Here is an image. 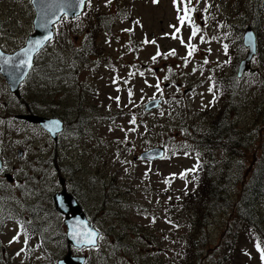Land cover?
<instances>
[{
    "label": "rangeland",
    "instance_id": "obj_1",
    "mask_svg": "<svg viewBox=\"0 0 264 264\" xmlns=\"http://www.w3.org/2000/svg\"><path fill=\"white\" fill-rule=\"evenodd\" d=\"M188 6L191 23L181 26L177 17L184 4L178 13L174 0H87L76 27L62 19L54 28L21 86V100L0 92V158L26 182L24 188L17 181L6 188L0 180V264H56L68 250L84 256V264H264L255 246L257 238L264 243V202L257 203L258 222L250 225L238 208L213 210L202 239H195L202 215L209 216L202 189L208 162L214 166L211 175L225 187L240 168L238 161L245 173L262 152L264 0H190ZM33 15L30 0H0V32L12 50L32 32ZM193 25L200 31L190 40ZM247 26L256 33L257 51L236 79L235 66L246 54L241 37ZM189 44L195 46L190 57ZM92 50L96 54H87ZM172 50L175 55H169ZM233 80L240 87L234 98L223 84ZM150 101H157L156 107L146 111ZM25 104L65 120L58 143L14 118L25 112ZM225 104L233 119L228 124L239 129L238 135L257 127L251 143L237 145V156L207 132L216 116L225 118L219 112ZM158 123L165 125L160 132ZM159 145L166 150L163 157H139ZM197 158L203 161L201 170L182 179ZM63 188L105 231L95 248L68 247L64 216L52 201ZM233 188L237 197L231 198L237 201L241 183L235 181ZM195 198L201 204L190 212V221L185 216ZM227 221L233 234L222 231ZM14 236L19 239L9 243ZM28 240L36 242L32 257L22 247ZM187 240H203L201 252L188 253ZM231 240H237L233 250Z\"/></svg>",
    "mask_w": 264,
    "mask_h": 264
},
{
    "label": "water",
    "instance_id": "obj_2",
    "mask_svg": "<svg viewBox=\"0 0 264 264\" xmlns=\"http://www.w3.org/2000/svg\"><path fill=\"white\" fill-rule=\"evenodd\" d=\"M30 3L34 9V17L32 20L33 33L27 36L25 44L17 49L12 54H4V56L13 57V63L18 59L24 58L21 53V49L31 48L32 52V61L34 55L42 49L53 37V25L61 19L62 16H66L69 19L76 17V13H81L83 6H77L74 4V0H30ZM73 4L72 7H69V4ZM50 36L51 39H45V37ZM39 40L41 43L36 45L34 41ZM244 44L249 46V51L247 52L244 59L240 61L238 67V76L241 75L243 69L246 67V63L250 61L252 55L255 53V37L250 29L247 27L244 32ZM20 53L19 56L17 54ZM32 66V62H31ZM28 67L21 68L19 70L13 69L9 65L4 66V70L0 71L2 76L5 78L10 91L19 96V84L27 76L29 70ZM157 101H150L145 105L146 110H151L156 107ZM25 120L38 123L43 129H45L51 137L55 138L56 134L60 132L63 128L62 121L54 117H45L40 115H21ZM52 122H58V126H53ZM162 156L161 148H151L140 154L141 158L145 159H154ZM1 162V160H0ZM53 204L57 212L64 215V225L66 227V241L69 247L73 248H84V247H93L86 243L78 242L82 241L83 237L76 235V233H87L88 231H94L97 237L100 234L93 225L87 220L81 206L78 201L69 194L65 188L60 192H57L53 195ZM83 256H73L71 251L64 255V257L58 260L57 264H83Z\"/></svg>",
    "mask_w": 264,
    "mask_h": 264
},
{
    "label": "trees",
    "instance_id": "obj_3",
    "mask_svg": "<svg viewBox=\"0 0 264 264\" xmlns=\"http://www.w3.org/2000/svg\"><path fill=\"white\" fill-rule=\"evenodd\" d=\"M66 21V26H75L76 27V23H75V19L69 20L67 18H62ZM107 21H110V19L112 20L111 17H107ZM104 25H107L106 22L101 21L98 26L100 28L104 29ZM57 27V26H55ZM92 41V40H91ZM92 46H93V42H91ZM91 50V48L89 49ZM86 50L81 49V53L85 55ZM87 54H96L95 50H92V52H89ZM102 57V56H101ZM103 58V57H102ZM109 63L106 62L103 65H108ZM238 65V64H237ZM237 65L235 66V68L237 67ZM235 71V69H234ZM224 86L226 87L227 91H230L231 95L234 98V94H235V89H236V84L234 82V80L232 82H223ZM231 87V88H230ZM226 104L222 105L219 109V112L222 113L223 115H225V118L223 116L222 119H220L219 116H216L214 118V120L212 121V127L209 128L207 130L208 134H210L211 138L213 140V138H215L216 140H218V142H220L221 144H223V147H229L232 149V153L233 156H237L239 155V153L236 152L237 148H238V144L242 141H250V143L252 142V138H250L255 131L256 127V123H255V127H254V131L253 132H249L251 133L249 134H241L238 135L236 133V131H238L237 129H231L229 126V122H232L233 119L230 118L228 115H226ZM43 113H45L44 111H42ZM228 121V122H227ZM165 125L158 123L156 125V130L157 132H160L161 129H164ZM67 129V128H65ZM236 133V134H235ZM249 135V136H248ZM261 147L260 150L261 155L258 161V164H254L251 166L250 165V170L246 171L245 173H243V168H242V161H238L240 163L239 164V169L236 166V171L234 176L231 178V181L229 182V184L225 187L221 186V178H216L213 175H211L212 170L214 169L213 163L208 162V164L205 166L206 169L208 167V170H203L202 174H204L206 176L205 179V186L202 188L204 190L205 193V201H204V206L205 208L203 209V211H208L209 216L206 215H202V218L200 219L199 223V230L200 232H198L197 234H199L198 236L195 237V239H202L203 237V232L206 228V221L208 219V217L211 218V212L213 210H218V209H222L224 211H230V209H232L233 206V210H235L236 208H238V212L240 215L245 216L243 218H245L246 220H248V222L246 221L245 223L247 224H256V222H254L255 220L258 222V216L257 213L255 211V207L257 206L258 202H264V142L261 143ZM231 157V156H230ZM237 159V158H236ZM256 160V159H255ZM225 163H227L228 161H224ZM203 165V161L201 162V166ZM244 167V166H243ZM201 170V167H200ZM222 175L224 177V172H222ZM248 176V177H247ZM235 181H238L239 183H241V189L239 192V198L237 199V201L235 200V198H231V196L237 197V193L235 192V189L233 188V185L235 183ZM239 201V203H238ZM201 204V199L200 198H195L194 201L191 203V206L188 208V214L185 216L186 219H189L191 221L192 218V214L190 213L192 210H194L197 206H199ZM240 205H242L245 208H242ZM185 211V209H184ZM92 218V217H91ZM261 220V219H260ZM92 222L94 225H97V222L92 219ZM106 223V222H104ZM192 223V222H191ZM258 225V224H257ZM112 224L109 223L107 229L110 231L112 228ZM252 228V227H249ZM256 229V228H255ZM222 231H225V234L228 233H234V227L230 222H226L223 227H222ZM232 239H234V237L232 236ZM237 240H231L230 243H228L229 249L233 250L232 248L235 247L236 248V242ZM263 242V241H262ZM262 247H264V243L262 245ZM186 248H187V252L191 253V252H198L200 253L201 250L203 249V240H187L186 242ZM227 255H224L223 257L226 258ZM200 258V257H199Z\"/></svg>",
    "mask_w": 264,
    "mask_h": 264
},
{
    "label": "snow or ice",
    "instance_id": "obj_4",
    "mask_svg": "<svg viewBox=\"0 0 264 264\" xmlns=\"http://www.w3.org/2000/svg\"><path fill=\"white\" fill-rule=\"evenodd\" d=\"M86 0H74V4L77 6H83L85 4ZM153 2H157V0H153ZM112 0H106V4H111ZM174 3L177 6V11L178 13L181 11L180 5L183 3L184 7H183V15H178L177 19L180 23L181 26H183L185 24V22L191 23V18L189 16V12L191 11V9L189 8L188 4L190 3V0H188V2H185V0H174ZM69 7H72L73 4H69ZM75 15H79V13H76ZM175 28V33H179L180 32V28L176 27V26H172ZM125 31H131L130 29H125ZM200 31L199 28H197L195 25H193V30H192V36L189 37V39L191 40L193 37H195L197 35V33ZM167 35V34H165ZM173 38H176V35H173ZM45 39H51L50 36L45 37ZM201 39H203V37H201ZM149 41L147 39H145L144 43H148ZM183 43V40L181 41ZM34 43L36 45H39L41 42L39 40L34 41ZM151 43H155V41H151ZM189 51H188V56H192L193 52L195 51V46L189 44L188 45ZM225 48H227V45H225ZM32 49L29 48H24L21 49V53L23 54L24 58L18 59L15 63H13V57L10 56H4V54L2 52H0V71L4 70V66L5 65H9L11 66L13 69L15 70H19L21 68L24 67H31V62H32V55H31ZM20 53L17 54V56H19ZM161 55L159 51H157V56ZM169 55H175V50H172ZM153 60L156 59V57L154 56L152 58ZM207 62V61H205ZM185 63H187V58H185ZM195 71V69H194ZM141 75H143V73H141ZM165 79H167V77H165ZM115 82V80H114ZM156 87L159 89V84L156 85ZM215 87V85H213L212 87L209 88V91H213V88ZM129 95L131 96V91H129ZM215 100V96L213 98ZM116 100L119 101V97H116ZM131 123H135V119L133 118V120L131 121ZM53 126H58V122H52ZM187 155V153H186ZM200 165L199 163H197L196 165L193 166L192 169H186L184 170L181 174L180 177L186 178V176L188 175L189 172H195L199 169ZM147 174V173H146ZM176 174H172L173 178L175 177ZM168 182V181H166ZM21 229H23V226L21 225ZM76 235L78 236H82L83 239L82 241H78V242H82V243H86L88 245H92V246H96V236L97 234L94 231H88L87 233H76ZM19 239V236H14L12 238L11 241H9V243H12L14 241H17ZM25 243H27V241H25ZM262 242L259 240V238H257V243H256V248L258 250V252L260 253L261 256V260L262 262H264V247L261 246ZM24 249H21V252H23ZM17 255H20V252L17 253Z\"/></svg>",
    "mask_w": 264,
    "mask_h": 264
},
{
    "label": "flooded vegetation",
    "instance_id": "obj_5",
    "mask_svg": "<svg viewBox=\"0 0 264 264\" xmlns=\"http://www.w3.org/2000/svg\"><path fill=\"white\" fill-rule=\"evenodd\" d=\"M31 33V32H30ZM29 33V34H30ZM23 42H25V39H24V41ZM24 44V43H23ZM22 46V45H21ZM21 46H19L18 48H20ZM18 48H16V49H11V48H9V46H8V43L6 42V41H4V34L2 33V32H0V49L2 50V51H4V52H7V53H13V52H15ZM37 56V55H36ZM35 56V57H36ZM35 59L36 58H34V63H35ZM33 68H34V65H33ZM30 73H32V72H30ZM29 73V74H30ZM30 76V75H29ZM29 76H27L26 77V79L20 84V87H19V95H20V97L19 98H16L15 96H13V97H15L17 100H21V95H22V85L24 84V82L29 78ZM0 83H1V85H2V87H0V92L1 93H7L8 95H9V93H10V90H9V87H8V85H7V82H6V80H5V78L2 76V74L0 73ZM21 106H22V104H21ZM21 113H35V114H38V115H43V114H45V113H43L42 111H36L35 109H33L29 104H25V112H21ZM14 115H16V114H14ZM2 119V118H1ZM3 119L4 120H6V121H8L9 120V117L8 116H3ZM20 122H23V123H25V124H28V125H32V126H36V127H38V128H40V129H42L41 127H40V125H38V124H33V123H30V122H27L26 120H23V119H21V120H19ZM59 138V137H58ZM58 138L56 139V141L55 142H57L58 143ZM20 151V153H21V150H19ZM14 171H15V167L14 166H9L8 164H7V162L4 160V161H2V163H1V167H0V180H1V182L5 185V187L9 184V183H12L13 181L15 182V181H17L18 182V184H19V188H24V186H25V179H23V180H19L18 181V179L15 177V174H14ZM25 178H28V175H26V176H24ZM1 182H0V188H1V185H3V184H1ZM16 184V183H15ZM6 188H8V187H6ZM32 188V186H30V185H28L27 186V190H30Z\"/></svg>",
    "mask_w": 264,
    "mask_h": 264
},
{
    "label": "bare ground",
    "instance_id": "obj_6",
    "mask_svg": "<svg viewBox=\"0 0 264 264\" xmlns=\"http://www.w3.org/2000/svg\"><path fill=\"white\" fill-rule=\"evenodd\" d=\"M54 28H55V26H53V34H54ZM237 70H238V65H237V67L235 68V72H237ZM235 95V94H234ZM29 114H31V115H38V114H35V113H16V115H14V118L16 119V120H21V119H23V120H25L24 118H22V117H18V116H21V115H29ZM66 129L64 128V131H65ZM0 160H2L1 158H0ZM66 189V191L69 193V194H71L75 199H77V197L73 194V193H70L68 190H67V188H65ZM78 200V199H77Z\"/></svg>",
    "mask_w": 264,
    "mask_h": 264
}]
</instances>
